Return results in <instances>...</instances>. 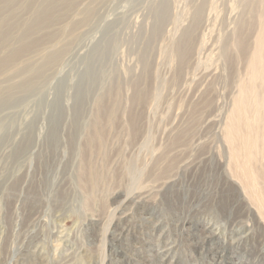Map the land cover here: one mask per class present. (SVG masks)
Returning <instances> with one entry per match:
<instances>
[{
	"label": "rangeland",
	"instance_id": "374dc122",
	"mask_svg": "<svg viewBox=\"0 0 264 264\" xmlns=\"http://www.w3.org/2000/svg\"><path fill=\"white\" fill-rule=\"evenodd\" d=\"M26 43L0 264H264V0H0Z\"/></svg>",
	"mask_w": 264,
	"mask_h": 264
},
{
	"label": "bare ground",
	"instance_id": "6f19581e",
	"mask_svg": "<svg viewBox=\"0 0 264 264\" xmlns=\"http://www.w3.org/2000/svg\"><path fill=\"white\" fill-rule=\"evenodd\" d=\"M6 1H7V2H12L13 0H6ZM45 14L48 15L47 11H43V12H41L40 15L37 16V18H36L35 21L40 22V19H42V17L45 16ZM26 35H27V34H26ZM28 46H29V43H26V44H24V46H23L21 49H16V50L11 51L10 55H9L6 59H4V60L2 61V63L0 64V66L5 65L7 62L11 61V59L17 57L18 54H19L21 51H23V50H24L26 47H28Z\"/></svg>",
	"mask_w": 264,
	"mask_h": 264
}]
</instances>
